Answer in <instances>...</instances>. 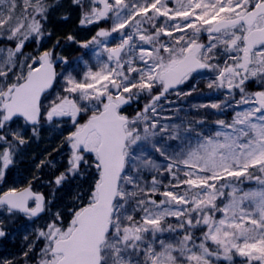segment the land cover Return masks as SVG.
I'll use <instances>...</instances> for the list:
<instances>
[{
    "label": "snow or ice",
    "instance_id": "6c2138e0",
    "mask_svg": "<svg viewBox=\"0 0 264 264\" xmlns=\"http://www.w3.org/2000/svg\"><path fill=\"white\" fill-rule=\"evenodd\" d=\"M73 2L81 25L111 27L80 45L94 63L81 57L58 72L56 62L68 61L53 50L23 51L44 35L55 4L23 0L18 13L17 0H0V40L10 42L0 47V181L29 142L23 128L38 138L42 120L61 127L56 118L73 130L62 142L67 167L48 183L92 176L70 208L55 212V189L46 198L32 180L0 191L9 214L48 213L22 257L0 264H264V0H90L88 11ZM201 70L211 73L210 94L224 90V99L192 107L217 116L231 108V119L161 123L159 101L191 96ZM252 82L258 90L247 91ZM142 96L150 99L127 115ZM14 118L25 122L15 131Z\"/></svg>",
    "mask_w": 264,
    "mask_h": 264
},
{
    "label": "trees",
    "instance_id": "16d2710c",
    "mask_svg": "<svg viewBox=\"0 0 264 264\" xmlns=\"http://www.w3.org/2000/svg\"><path fill=\"white\" fill-rule=\"evenodd\" d=\"M17 3L18 5H20L17 10L19 13V11L23 7V0H17ZM48 3L55 4V7H52L51 10L47 13L48 19L55 11L57 13H60L55 25L47 26L48 19L46 22H43V37L45 38L47 36H50L52 41H55L54 45H56L57 41H59V45L64 43L67 45L69 44L70 47H76V50L78 48L81 49L82 47L80 45L84 41L88 40L87 37L94 31L90 26H97L101 24L100 22H98L95 24L81 25L80 19L82 17V8L80 5L75 4L73 0H48ZM82 4L83 11H88L90 9L89 4L85 3V0H82ZM85 5H87L89 9H87ZM69 35L74 36L77 43L68 41L67 37ZM36 42L37 41L35 39L27 42L26 46L24 47V51H32L34 49L33 44ZM42 42L43 41L38 43L37 49H40V47L42 46ZM248 84L250 85H248L247 90L250 92L254 91L255 87L252 86L253 82ZM149 99L150 97L145 96L143 100L144 102L142 103L141 107L135 112L141 110ZM59 122L56 121V123L60 124L61 127L57 129L54 125H45L46 122L42 120L41 126L38 128L40 134L38 135V138L32 135V127L25 126L23 128V135L29 141L24 146V150L27 158L31 160V166H27L24 170H26V172H31L32 175H35L36 177H40V180L45 179L47 181H52L54 179L59 171V168L53 167V165L57 164V160L55 159L59 157V155H61L62 158H65L66 152L68 151L67 145L63 144L62 142L64 140V137L73 129L71 128L68 120H65L64 123L62 121ZM11 128L13 129L14 127L11 126ZM42 160L51 161V163H48L41 169L37 170L36 165H38ZM90 174L91 173H89V175ZM90 182L91 178L80 180L79 182L77 180H71V182H66V185H64L62 188L55 190V198L56 200H60V206H58V209L66 210L67 208L71 207L72 200L75 194L78 191L87 188Z\"/></svg>",
    "mask_w": 264,
    "mask_h": 264
},
{
    "label": "rangeland",
    "instance_id": "374dc122",
    "mask_svg": "<svg viewBox=\"0 0 264 264\" xmlns=\"http://www.w3.org/2000/svg\"><path fill=\"white\" fill-rule=\"evenodd\" d=\"M85 3L89 4V8H90V0H85ZM87 9H89L87 7V5H85ZM60 13L58 12H53L51 17H49L48 19V23L47 26L50 25H55L56 21L58 20V15ZM102 24V21L100 22ZM107 28L111 27V21L107 22ZM42 42V46L40 47V49H37V45L39 42ZM39 42H36L33 44L34 49L32 51H24L25 54H29V55H37L39 52L42 51H46V50H53L55 54L59 55L60 57H64V58H69L70 54H72L73 58L72 60H70L68 62L67 65H63L62 63H60V70L61 68H68V67H72L76 64V61L78 58H83L84 60H88L89 63H94V59H93V52L92 49L89 48L88 53H84V49L80 50V51H76V47L74 48L73 46L70 47V45L68 44H64L62 43L61 45H58V47L54 48V43L55 41H52V39L50 38V36L47 37H41ZM118 41H113V44L116 43ZM201 42L206 43L207 42V37L203 36L201 37ZM10 42L8 41H4V40H0V47L3 46H7ZM112 46V45H109ZM36 48V49H35ZM202 75H197L196 79L199 80V84L197 86V91L194 92L191 96L188 97H183V98H178L175 94H171L167 96V99H161L159 101V104L162 107H159L157 109V113H158V119L160 120L161 123L163 124H180L181 121H184L185 124L184 126H187V121L190 120H199L201 118L206 117L207 121L209 122V124L216 120V119H226V120H230L232 115H233V109L229 108L225 111V113L222 116H217L215 115V110L212 109H204V108H194L192 107L193 105H199V104H208V103H213V102H219L221 100L224 99V90H220L219 92H213L210 94V90L207 89L206 87V82L207 79L211 76V73L208 72V70H202L201 71ZM62 82V77L58 78V81L54 87V89L51 91L53 94L55 93V91L59 90V85ZM195 81H192L189 83L188 86H185L183 88L184 91L188 90V87H190L191 83H194ZM248 85L250 84H246V90L248 88ZM255 87V90L257 89L256 84L253 82V85ZM254 90V91H255ZM248 91V90H247ZM235 97L238 100L239 99V93H235ZM145 96H142L138 102L135 101V103H143ZM243 107H247L246 105L243 106H239L236 107L235 110H241ZM135 115V114H133ZM132 115V116H133ZM56 121H62L63 123L65 122V118H56ZM61 123V122H59ZM48 123H45V125ZM23 125V123L21 122H16L15 125H13V129L12 130H16L18 128V126ZM208 125H205V127H207ZM213 130H214V125L212 126ZM42 128V127H41ZM199 130V129H198ZM39 133V130H38ZM40 135V134H39ZM37 138V137H36ZM171 143L175 144V141H172ZM68 155L69 152H66V156L65 158H62L61 155H59V157H57L55 160H57V164L54 165L55 168H59V171L57 173V175H59L60 172L64 171V169L67 167V161H68ZM159 162V161H158ZM82 171H84V169H82ZM90 172L85 171L84 177L81 178L79 175L76 176L75 178L73 177H69L63 184L62 186H60L59 188H56V186L54 184H51V188L49 190L51 197L53 196V189L58 190L60 188H62L64 185H66V182H71V180H77L78 182L80 180H85V179H92L91 174L89 175ZM91 176V177H89ZM146 179H151L150 176H147ZM49 185V184H47ZM250 186L247 182L245 183L244 187H248ZM56 195H54V199ZM70 208V207H69ZM53 212L59 210L58 208L56 209H51ZM169 223H173L175 224V220L173 218H169ZM197 235H199V233H197ZM30 264H35V263H30ZM216 264H226V262L223 261H217ZM236 264H240V260L237 259L236 260Z\"/></svg>",
    "mask_w": 264,
    "mask_h": 264
},
{
    "label": "flooded vegetation",
    "instance_id": "af4514ba",
    "mask_svg": "<svg viewBox=\"0 0 264 264\" xmlns=\"http://www.w3.org/2000/svg\"><path fill=\"white\" fill-rule=\"evenodd\" d=\"M106 24L107 22H103L97 26H90L94 31L87 37V39L89 40L91 36L95 35L99 28H107ZM80 50H83L84 53H88L89 49L82 47L81 49L78 48L76 51ZM72 56L73 55L70 54L69 58H67L68 62L72 60ZM141 105V102L137 104L134 101L130 105L125 106L124 111L127 115L132 116L134 113H136L135 111L141 107ZM65 120H67V118H65ZM16 122H21L23 124L25 123L23 119L18 118L11 123V126H13ZM9 139H11V137H9ZM30 164L31 160L27 158L23 146L15 157L14 166L10 167L6 173L4 181H0V191L6 190L8 187L12 186H23L29 180H32L34 191L43 193L46 198H52L49 192L52 186L48 183L50 180H40V177L39 179H33L36 176L32 175L31 172H26V170H24L27 166H31ZM58 206H60V200L54 199L51 204V209H56ZM47 219V212L41 214L38 218L29 219L22 213L9 214L6 210L0 209V230H3L5 233L3 237H0V259H13L14 257L21 258L22 253L27 248V244L35 239L36 229L42 227ZM26 236L28 237L27 240H25ZM42 246V241L37 242L35 251L38 252ZM30 263L35 262L32 260ZM20 264H23L22 259L20 260Z\"/></svg>",
    "mask_w": 264,
    "mask_h": 264
},
{
    "label": "water",
    "instance_id": "95a60500",
    "mask_svg": "<svg viewBox=\"0 0 264 264\" xmlns=\"http://www.w3.org/2000/svg\"><path fill=\"white\" fill-rule=\"evenodd\" d=\"M68 61V60H67ZM56 67H57V62H56ZM57 71H58V67H57ZM56 84V83H55ZM55 84H54V87H55ZM53 87V88H54ZM52 90V89H51ZM51 90H49V91H51ZM15 119V118H14ZM23 119V118H22Z\"/></svg>",
    "mask_w": 264,
    "mask_h": 264
}]
</instances>
